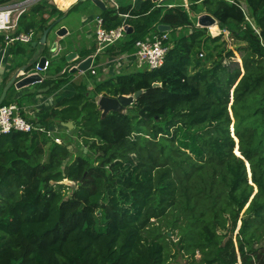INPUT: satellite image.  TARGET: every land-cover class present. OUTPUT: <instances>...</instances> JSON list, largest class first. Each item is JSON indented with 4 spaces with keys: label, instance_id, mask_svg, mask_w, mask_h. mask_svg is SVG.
<instances>
[{
    "label": "trees",
    "instance_id": "1",
    "mask_svg": "<svg viewBox=\"0 0 264 264\" xmlns=\"http://www.w3.org/2000/svg\"><path fill=\"white\" fill-rule=\"evenodd\" d=\"M116 1L118 8H100L104 27H116L130 12L133 31L105 53L131 54L138 40L167 34L165 61L88 81L70 72L79 60L68 62L63 50L67 67L50 74L65 69L62 75L17 96L25 107L26 96L73 87L31 117L44 130L0 134V264H180L172 246L189 264H264V0H188L193 17L180 2L169 7L171 0L134 7ZM74 7L40 0L18 27L42 35ZM200 13L214 16L239 45L218 44L223 32L196 25ZM160 24L171 29L160 31ZM95 50L93 40L77 52L81 59ZM238 51L241 64L224 62ZM6 83L5 77L0 95ZM138 90L125 112L102 116L99 95ZM6 98L2 104L13 103ZM70 121L73 133L63 124ZM57 126L75 136L77 154L67 140L57 143L48 134L57 135Z\"/></svg>",
    "mask_w": 264,
    "mask_h": 264
},
{
    "label": "rangeland",
    "instance_id": "2",
    "mask_svg": "<svg viewBox=\"0 0 264 264\" xmlns=\"http://www.w3.org/2000/svg\"><path fill=\"white\" fill-rule=\"evenodd\" d=\"M49 1L52 2L53 4H56L58 7H66V8L74 2V0H49ZM173 1H177V2L184 4V2L188 1V0H173ZM73 5H75L74 9H72L68 14H64V18L62 19V21L59 22L56 25V27H54L52 29V31L50 32V34L48 36V41L45 45L37 44L36 46H33L32 42L31 43L19 42L17 44V46L14 47L15 51H13V53L10 54L11 57L9 54L5 55L6 59L4 58L5 60L3 61V64H2L3 67L2 66L1 67L5 68L7 63L9 62L13 65V67L17 68V67L21 66L22 64H24V62H26V58H24L25 56H29L28 61L31 60L33 57L40 59L43 56H45L49 60H51L52 63L50 65L49 69L41 72L43 75L53 74L54 72L57 71V68L66 67L67 66V63L65 62L66 60L61 59V55L65 51H67V52L72 51V50L78 51V49L81 48L82 46H86V45L90 46L91 45V43L94 40L93 35H94L95 28L97 25L96 17L99 16V14H100V8L98 6H96L92 0H77ZM55 18H56L55 16L51 17L49 19V22L55 20ZM64 24L67 25V26L66 25L65 26L68 27L69 34L65 38H60L56 35L55 31L57 28H59L60 25H64ZM220 29L221 28L218 26V24L217 25L214 24L213 26L210 27L211 32L214 34H217L220 31ZM38 37H39V35H37L35 39H37ZM55 41L60 42V44H62V46L64 47L63 48L64 52L60 53L59 55H54L53 51H52V44ZM222 41L224 42V45L226 48H232V47L236 48L239 45V43L236 41V39L233 36H231L230 31L228 29L223 32L222 40H220L217 43L219 44ZM19 47L22 48V50L18 49ZM241 54H242V52L238 51L235 53V55L233 57H231V59H225L224 62L230 63V61H233L237 64H241V61H242L241 60V57H242ZM213 56H214V58H216L217 57L216 53H213ZM70 63H72V62H70ZM93 63L96 67V70L98 71V73L96 75H94V77L90 78V77L84 75L83 73L79 72V74H77L75 76V78L80 79V77H81V79H84V80L88 78V81H94L96 79L100 80V79H105V78L109 77L110 73H107L106 71L110 67H115V70L113 73H111V75H116V74L125 73V72H132V71H136V70H142V69L147 67L146 64L139 62L136 56H129L127 59L124 58V59H120V61H115V59L110 58L109 55H106L104 53L99 54L96 58H94ZM206 65L211 66L212 63L208 62V63H206ZM1 70H3V69H1ZM1 70H0V86L4 82V76L1 75V73H2ZM33 87H34V85L31 86V88H33ZM24 88H26V87H24ZM21 89H23V88H21ZM19 90L20 89L13 86L10 89V91L8 92L6 101L17 102L18 100H17L16 94L18 93ZM24 93H25V91H24ZM36 97H39V96H35V97H31V98H29V96H26L24 98V104H26L27 106L35 104L36 103ZM99 97H100V95L98 96V99H99ZM55 102H56V100L53 102H49L48 105L52 107ZM39 107H42V106H39ZM30 116L35 117L36 113H34V115L31 114ZM67 127L57 126L56 133L58 136H60L62 138V141L67 140L68 143L70 144V148L72 149L74 154H77V152H79L80 150L78 149V143H77L75 136L68 138L69 135L71 133H73V131H72L73 128L71 129L70 127H68L70 129V132H71L70 134H68L69 132L67 131L68 130ZM124 170H125L124 168L121 169L120 174H122V172ZM67 183H69L71 186H73L75 184L74 182H67ZM116 196L119 200V203L121 205H124L125 201L123 200V198H121V195L116 193ZM171 237L174 240H177L176 232H175V234H173L171 232ZM171 252H172L171 253L172 258L179 261L180 264H189V258L187 256L183 255L181 252L178 253L177 248L175 246H172ZM174 254L176 257H174ZM200 257H201V253L197 252L196 258L199 259Z\"/></svg>",
    "mask_w": 264,
    "mask_h": 264
},
{
    "label": "built area",
    "instance_id": "3",
    "mask_svg": "<svg viewBox=\"0 0 264 264\" xmlns=\"http://www.w3.org/2000/svg\"><path fill=\"white\" fill-rule=\"evenodd\" d=\"M40 0H10L4 4L0 5V34L5 35V46L0 48L1 56H0V67L4 61L5 55L7 54V49L16 41L22 43H29L32 41H39L40 34L37 32L36 28H32L29 31H25L19 29L18 21L20 16L27 11L32 5L36 4ZM107 7L118 8L119 4L116 0H103ZM132 6L134 7L137 2L144 0H131ZM158 6L161 5V0H157ZM176 4L169 3V7H173ZM187 11L190 15V7L189 3H184ZM242 11L244 12L246 19L251 23L252 27L259 32L256 24L253 21V18L250 13L249 6L242 2L240 4ZM123 22L116 27L106 28L104 27L103 17H96V28L94 32V40L96 42V50L94 53L90 54L94 58H96L99 54L105 53V49L108 46L116 44L120 39H123L126 34H128L127 26H131L130 23H127L126 19L129 17H134L130 12L122 14ZM199 17V14L197 15ZM216 21V25H217ZM196 25H199L198 21L195 22ZM211 27V26H210ZM227 29H223L224 32ZM221 32V29L220 31ZM39 35L37 39L36 36ZM168 38L167 34L152 35L147 37L146 39L138 40L135 44L136 50L135 52L129 54H122L121 58L127 59L129 56H136L137 59L147 65L148 68H157L161 66L166 58V54L168 52L169 47L166 45L165 40ZM58 42V41H56ZM63 48L61 44L58 42V47L56 49V53L54 55H59V53L63 52ZM87 57V56H86ZM86 57L81 58L78 57L75 60H79L75 65L79 64ZM92 61L90 70L93 74L97 72L96 67ZM115 61H120V57H116ZM51 65V60L47 58L44 67L39 65V61L37 60L34 67L29 70L21 71L19 77L27 76L30 74H41L42 80L44 79V75L41 73L42 71L48 70ZM82 73V72H81ZM41 80V81H42ZM40 81V82H41ZM24 107H21L19 104L13 102L9 104H1L0 105V134L7 133L12 130L26 131L30 132L32 130H44V128L36 124L31 120V117H27L22 114V110ZM25 111V110H24ZM49 135H52L55 142L61 143L62 138L58 135H55L54 131H49Z\"/></svg>",
    "mask_w": 264,
    "mask_h": 264
},
{
    "label": "water",
    "instance_id": "4",
    "mask_svg": "<svg viewBox=\"0 0 264 264\" xmlns=\"http://www.w3.org/2000/svg\"><path fill=\"white\" fill-rule=\"evenodd\" d=\"M92 1L94 2V4H96L101 9L107 8V6L103 0H92ZM153 1H157V0H153ZM161 1H164V0H161ZM63 18L64 17L57 18L56 21L52 25H50L48 28H46L43 31V33L40 37V40L32 42L33 46H36L37 44L45 45L48 41V36H49L50 32L59 22L62 21ZM216 21H217L216 18L209 13H202L198 17V23L200 26H203V27H210V26L216 24ZM158 28L160 31H169L171 29V26L167 25V24H160L158 26ZM127 31H128V33H131L133 31V26H127ZM55 33L58 37H64L69 33V30H68V27H66L65 25H62L56 29ZM57 47H58V42L55 41L52 44L53 54L56 53ZM78 55L79 54L77 51L72 50V51L67 52L65 57H66V60L68 62H73L78 57ZM46 60H47V57H45V56L38 59L39 65L41 67H44ZM92 61H93V56L88 55L84 60L79 62V64L73 65L70 68V72L73 73L76 71H80V72L88 75L90 73V67H91ZM28 65L22 66L18 70V72L4 86V88L1 92V95H0V105L3 103L4 99L7 96L9 89L12 86H15L16 88L21 89L24 87L31 86L34 83L40 82L42 80V78H43L42 75L36 74V73L30 74L27 76H23L21 78L19 77L21 71L28 70L27 69ZM62 73H63V71H60L54 75L47 74V75H44V78L50 77V76H60V75H62ZM142 91L143 90H138L134 94H130V95L120 94L116 97L101 94L97 103L99 105V108L102 110V116L103 117L106 116L110 111L125 112L127 110V107L130 106L135 101V99H137L139 97V95L142 93ZM63 124L65 126L70 127L71 129L74 126V123L71 121L70 122H63ZM65 181H66V183L71 182L68 179H65L64 182ZM168 234L171 235V232H168Z\"/></svg>",
    "mask_w": 264,
    "mask_h": 264
},
{
    "label": "crops",
    "instance_id": "5",
    "mask_svg": "<svg viewBox=\"0 0 264 264\" xmlns=\"http://www.w3.org/2000/svg\"><path fill=\"white\" fill-rule=\"evenodd\" d=\"M77 0H74V2L72 3V4H74L75 2H76ZM179 2H177V1H173V0H171V4H178ZM184 3H189L188 1H185ZM71 5V4H70ZM190 13H192V12H190ZM202 13H200L199 14V16L201 15ZM191 17H193L194 16V14H192V15H190ZM217 24H218V22H217ZM64 25H66V24H64ZM67 26V25H66ZM69 30V29H68ZM69 34V33H68ZM67 34V35H68ZM66 35V36H67ZM66 36H64V37H60V38H65ZM60 43V42H59ZM11 46V45H10ZM61 46H62V44H61ZM62 48H64L63 46H62ZM13 46H11V47H9L8 49H7V54L6 55H10L11 53H13ZM15 51V50H14ZM60 54V53H59ZM104 54H106V53H104ZM107 55V54H106ZM0 56H1V51H0ZM121 56H123L122 54H119V55H117V57H120V59H123V58H121ZM10 57H11V55H10ZM109 57L110 58H112V59H116V56H110L109 55ZM24 58H26V62H24V64H22L21 66H19V67H17V68H15V67H13V65L11 64V63H7V65H6V67L5 68H2L3 67V65H1L2 67H0V70L1 69H3V70H1L2 71V73H1V75L2 76H4V78L6 77L7 78V82L18 72V70L22 67V66H24V65H28V64H30V62H31V60H38V59H36V57H33L31 60H29L28 61V59H29V56H25ZM6 59V58H5ZM4 59V60H5ZM28 61V62H27ZM139 61V60H138ZM140 62V61H139ZM3 64V63H2ZM67 67V66H66ZM65 68V67H64ZM49 69V68H48ZM114 70H115V67H110L109 69H107V73H110V75H111V73H113L114 72ZM63 72L65 71V69H63L62 70ZM35 84V83H34ZM2 86V85H1ZM1 86H0V89H1ZM32 86V85H31ZM31 86H28V87H26V88H23V89H20L19 91H18V93L16 94V96H19L20 94H22L24 91H28L30 88H31ZM73 93V87L71 86V85H67V86H65L63 89H61L60 91H58V92H56L55 94H53V95H50V96H46V95H39V97H36V103L35 104H33V105H29V106H25L24 108V110H25V115L27 116V117H31L30 115L32 114V115H34V113H36V114H38L39 113V111L42 109V107L43 108H45V109H47V108H50L51 106H49L48 104H49V102H53V101H55V98L57 99L58 97H62V96H66V95H71ZM43 100V101H42ZM42 104V105H41ZM39 106H42V107H39Z\"/></svg>",
    "mask_w": 264,
    "mask_h": 264
},
{
    "label": "flooded vegetation",
    "instance_id": "6",
    "mask_svg": "<svg viewBox=\"0 0 264 264\" xmlns=\"http://www.w3.org/2000/svg\"><path fill=\"white\" fill-rule=\"evenodd\" d=\"M74 65H75V64H74ZM72 66H73V65H72ZM72 66H71V67H72ZM71 67H70V68H71Z\"/></svg>",
    "mask_w": 264,
    "mask_h": 264
},
{
    "label": "bare ground",
    "instance_id": "7",
    "mask_svg": "<svg viewBox=\"0 0 264 264\" xmlns=\"http://www.w3.org/2000/svg\"><path fill=\"white\" fill-rule=\"evenodd\" d=\"M213 26V25H212Z\"/></svg>",
    "mask_w": 264,
    "mask_h": 264
}]
</instances>
